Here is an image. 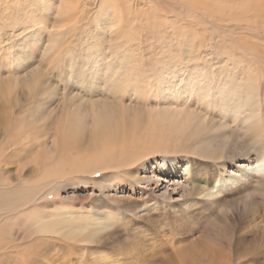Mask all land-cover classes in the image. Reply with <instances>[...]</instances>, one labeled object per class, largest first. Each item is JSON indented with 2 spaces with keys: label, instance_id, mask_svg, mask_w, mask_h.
I'll return each instance as SVG.
<instances>
[{
  "label": "bare ground",
  "instance_id": "obj_1",
  "mask_svg": "<svg viewBox=\"0 0 264 264\" xmlns=\"http://www.w3.org/2000/svg\"><path fill=\"white\" fill-rule=\"evenodd\" d=\"M55 1L0 0V112L7 128L12 127L15 114L18 119L19 90L25 82L22 70L34 62L28 57L36 51V20L46 24ZM61 1L62 6L52 13L56 15L52 24L58 29L52 38L73 29L61 30L70 19L69 2ZM56 45L53 39L47 48ZM136 68L105 75L95 69L87 82H77L81 92H92L89 103L66 94L55 120L50 115L56 109H36V141L43 137L39 130L47 120L57 121V127L54 124L50 140L45 137L36 144V159L45 155L36 161L43 168L37 179L43 183L36 186V195H23L19 173L13 182V178L0 182V264H264V142L252 143L247 134L244 138L229 131L205 136L216 125L183 113V103L197 102L224 118L217 130L230 129V119V125L237 123L236 128L245 132L244 125L259 127L260 106L229 84L214 90L201 78L202 69L188 74L184 84V72L167 67L171 72L162 70L166 75L157 73V81L150 84L140 80ZM101 77L106 83L103 95L98 84ZM160 93L167 94L165 102ZM93 95L100 96L93 99ZM126 96L145 98L151 106L121 108L125 100H131ZM4 105L8 111H3ZM11 105L15 106L13 116ZM82 105L87 110L79 111ZM64 108L71 114L64 115ZM13 139L21 141L19 131ZM53 139L64 140L68 149L55 171L47 164L54 158L48 147ZM160 146L173 156L159 163L153 150ZM202 160H208L203 163L206 168H213L207 174L196 167ZM0 173L8 174L7 168L1 166ZM95 174L98 179L92 178ZM177 174L185 179L174 181ZM65 184L71 188L66 191L85 185L102 195L62 197L57 188ZM137 190L142 195H136Z\"/></svg>",
  "mask_w": 264,
  "mask_h": 264
},
{
  "label": "rangeland",
  "instance_id": "obj_2",
  "mask_svg": "<svg viewBox=\"0 0 264 264\" xmlns=\"http://www.w3.org/2000/svg\"><path fill=\"white\" fill-rule=\"evenodd\" d=\"M56 1L55 8L50 11L48 19L45 20L46 24H41L36 20V23L38 22L36 51H30L32 56L28 57L34 62L32 66L23 68L21 73L22 78L25 79L23 83L26 87L23 85L19 90L20 107L16 111L17 120L15 106L11 105L9 108L11 115L15 114L13 128H7L2 124L1 116L5 115L0 112V167L5 166L8 172V174L0 173V182L5 183L10 178H13L11 181L13 182L19 173L23 195H36V186L43 183V181L37 180L43 170L37 163L45 156L41 153V157L36 159V154L33 155L36 152V144L39 145L41 139L45 137L50 140L48 135L53 134L54 124L57 127V121H53L55 120L54 116L60 114V102L65 101L66 94L77 97L79 103L84 102L86 105L89 103L92 92L88 91V93L82 90L84 92L82 93L79 90L82 87L77 88V82L86 81L91 75H95V69L100 71L99 74L105 75L111 71H122V69L138 66L139 68L136 69L142 75L140 80L150 84L157 81L155 75L162 70L168 73L171 72L169 69H175V73L178 74L183 71V83L186 84L188 74L202 69L200 74H203L204 78H201L206 79L214 90L220 85L229 84L230 88L236 90L238 94L249 95L252 104L257 102L258 107L260 106L262 121L257 129H252L251 125H244V127H248L244 132L240 127L236 128L237 123L230 125L229 119L227 122L230 129L226 128L227 131H225L217 130L224 118L216 115L214 111L203 104L201 106L197 102L183 103L185 108V110L183 108V113L187 116H194L195 120L207 119L211 125H216L211 130H207L204 133L205 136L219 135L229 131V133L244 136V138L249 136L250 139H253L252 143L264 142V0H82L80 2L68 0L69 4L65 5H69L70 19L67 24L61 25V30L72 27V32L66 36L52 38V32L58 30L52 24L56 16L52 13L62 6L61 0ZM70 5L73 7L71 8ZM103 7L105 8L103 9ZM73 8H75L74 11ZM101 14L106 15L103 17ZM53 39L57 45L47 48ZM32 74L36 77H31ZM165 75L163 72V76ZM82 78L84 79L82 80ZM29 79L30 81H28ZM33 80L35 84L31 82ZM26 81L28 82L26 83ZM29 83H32V87ZM231 83L232 85H230ZM98 84L100 93L103 95L106 93L104 92L106 88L104 77L99 79ZM168 86L170 85L167 84L166 87ZM42 93L45 94L44 97H41ZM164 93L159 95L163 102H165L164 95H167ZM93 94L97 93L93 92ZM97 96L100 95L92 97L97 99ZM102 98L104 99L103 96ZM126 98L131 99L125 100L121 107L126 110L128 108L146 109L149 106L145 105L150 104L145 98L130 96H126ZM138 99L141 103L136 102ZM93 102V105L99 106L96 100ZM155 102L158 103L156 100ZM86 105H82L84 107L79 111L87 110ZM155 106L156 104H154ZM198 106L201 108L199 109ZM38 107L45 108L46 112L49 108H54L56 111L50 115L53 120L50 117L51 121L47 120L45 127L39 128V131L43 132V137L36 141V109ZM87 108L88 111L91 110L90 106ZM3 111H8L7 106L4 105ZM79 111L77 114L80 113ZM63 112L64 115L68 112V115L71 114L66 108ZM22 126L23 128H21ZM17 130L21 140L18 143L13 139L17 135ZM254 131L258 134L256 137H254ZM63 141L59 140L57 143L53 139L48 143V147L53 149L54 158L47 164L54 166L53 171L57 168L55 164H58L60 158L68 151L63 146ZM59 144L63 147H60ZM162 147L164 146L153 150L154 154H158L157 161L159 163L162 158L173 156L172 153H166L167 150ZM6 153L9 154L7 160H5ZM204 162L207 163L208 160L196 167L207 174L213 168H206ZM212 165L214 166V164ZM98 177L99 174H95L92 178L98 179ZM184 179L183 174H177L174 181L182 182ZM36 180L38 184H36ZM74 185L70 183L72 188ZM165 185L167 186V183ZM168 185L171 191L173 181ZM82 186L75 190L72 189V191H66L71 188L65 184L66 188L58 187L57 190L62 197H66L65 195H79L80 197L92 194L102 195L98 190L94 191L91 187ZM105 194L108 195L107 192ZM120 194L131 195L129 191L124 194L121 191ZM136 195L142 194L137 190Z\"/></svg>",
  "mask_w": 264,
  "mask_h": 264
}]
</instances>
